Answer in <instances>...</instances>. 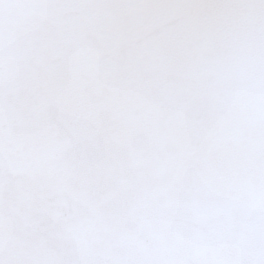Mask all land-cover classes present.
<instances>
[{"label":"snow or ice","instance_id":"snow-or-ice-1","mask_svg":"<svg viewBox=\"0 0 264 264\" xmlns=\"http://www.w3.org/2000/svg\"><path fill=\"white\" fill-rule=\"evenodd\" d=\"M0 264H264V0H0Z\"/></svg>","mask_w":264,"mask_h":264}]
</instances>
